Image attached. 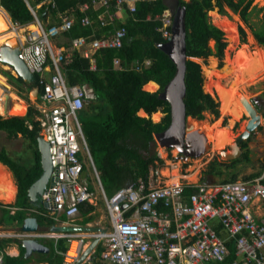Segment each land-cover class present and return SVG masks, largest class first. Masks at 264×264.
<instances>
[{
	"label": "built area",
	"instance_id": "1",
	"mask_svg": "<svg viewBox=\"0 0 264 264\" xmlns=\"http://www.w3.org/2000/svg\"><path fill=\"white\" fill-rule=\"evenodd\" d=\"M23 1L32 16L33 28L23 32L21 41L17 39L18 56L33 75L31 84L37 89L34 119L38 122V135L47 143L51 165L40 201L46 204L47 217L57 220L62 214L72 220L79 214V205L95 202L97 195L88 181L94 179L108 226L85 233L0 231V239L63 238L64 264L77 262L87 243L93 240L102 242L100 258L111 264H264V217L256 213L264 209L263 172L251 179L191 183L183 177L163 180L161 172L152 168L147 180L139 178L134 186L121 187L111 195L105 193L79 117L96 99L95 89L87 83L67 84L62 65L71 62L72 52L77 50L91 60V69L95 70V52L120 48L126 29L116 27L109 35L92 40L74 38L66 50L52 47L50 40L72 25L73 16L60 15L59 23L46 25L28 0ZM38 3L54 6V0ZM90 5L94 9L104 7L97 14L101 25L108 23L104 13L111 6L135 10L134 2L129 0H92V4H82L81 10L90 9ZM156 18L166 42L172 37L173 14L163 9ZM81 22L89 25L93 20L85 14ZM149 64V59L135 61L134 69ZM112 65L121 68L118 58H113ZM89 170L91 177L87 175ZM186 188H192L188 195H184ZM215 223L221 231L214 228ZM229 239L233 241L234 258L227 261ZM0 264H3L1 250Z\"/></svg>",
	"mask_w": 264,
	"mask_h": 264
},
{
	"label": "trees",
	"instance_id": "2",
	"mask_svg": "<svg viewBox=\"0 0 264 264\" xmlns=\"http://www.w3.org/2000/svg\"><path fill=\"white\" fill-rule=\"evenodd\" d=\"M4 8L10 10L12 20H17L20 24L30 23L32 16L23 0H1ZM41 0H28V4L34 7ZM134 2L135 10L130 11L124 7L126 16L124 19H118L115 14V8L109 7L106 15H110L112 22L101 25L97 19V14L104 10V7L83 11L81 5L84 3L92 4V0H54V6L41 5L36 8L37 14H41V20L51 23H59L61 14H71L73 16L72 25L60 31L59 36L50 41L55 46L67 48L74 38L85 37L88 40L100 38L103 35H109L116 27L124 26L125 36L120 48H103L95 52L96 70H91L90 60L84 58L78 51H73L72 60L62 65V71L67 84L88 83L96 90V101L89 104L87 108L80 112L83 131L92 154L94 163L98 170L100 180L107 195L113 194L117 189L135 185L139 178L147 180L150 168L162 165L156 154H150V147L154 143L153 136L166 129L169 123V106L167 102L158 98L162 87L175 74V65L160 50L159 44L164 43V39L159 31V14L167 6L162 0H129ZM178 6L185 8V30H186V55L189 58L186 61L185 87L186 94L184 104L186 115L192 118L201 119L204 111H209L218 116L215 100L203 92L202 73L200 65L192 59L205 60L209 56L218 59L223 57V52L227 40L224 37L222 29L211 23L208 19V11L218 8L219 12H224V6H227L233 12H237L240 18L247 22L251 0H177ZM175 10V8H174ZM261 15L259 24L256 28H251V35L259 46L264 47V7L259 8ZM89 14L93 22L84 25L81 18ZM28 23V24H29ZM10 25L9 16L0 9V45L9 40L8 43L14 46L18 43V35L14 27ZM33 28V24L28 25ZM240 39L243 40L245 32L242 27H238ZM19 36H21L19 34ZM252 37L247 42L253 44ZM213 41L211 47L209 43ZM120 60L119 69L113 68L112 60ZM150 60L148 66L140 70L134 69V62H143ZM212 59L214 64L215 59ZM213 68L209 66V69ZM12 69V68H11ZM215 69V68H214ZM13 70V69H12ZM217 70V69H215ZM221 72H227V66ZM3 75L8 79V83L17 88L18 95L23 96L30 90L22 79L12 75L9 71L3 70ZM205 75L210 79L207 70ZM159 85L155 92H148L143 89L152 90ZM9 85L0 79V115L4 114V104L8 98L12 106L6 114L8 117L0 116V135L8 141L21 139L26 151L30 153L31 165L24 166L22 157L13 158L5 148L0 149V164L5 166L15 181L17 188L16 198L13 204L3 205L0 203V225L5 224V217H8L11 223L17 221L21 224L22 219L27 215V209L43 210L39 200L34 203L27 197V190L32 182L41 174L39 165V154L36 148V138L39 134L38 122L34 119L37 111L33 105H29L25 115L18 116L17 110L22 106L21 99L13 97L11 91L4 92V88ZM25 97V96H24ZM161 110L163 116L160 121L152 122L156 119ZM142 110L147 117H142ZM232 118L238 115L239 111L232 108L228 112ZM31 126V129H29ZM248 162L247 152L242 156V160ZM236 164L233 163V165ZM211 169L209 173L221 174V170ZM263 172L264 182V161L262 169L258 173L250 174L244 179H251ZM232 175L228 179L221 180L234 181ZM192 192V188H186L184 195ZM10 207L16 208L13 213ZM94 206L89 203L79 205V212L83 214L86 221L92 218L90 215L94 211ZM36 219L38 227L45 230L52 229L55 226L54 220L36 212H30ZM63 217V215L61 216ZM214 228L219 232L220 227ZM48 251L38 254L34 261L36 263L63 264L61 256L57 253L65 249V240L58 239L55 246H52V240H38ZM20 241L12 238L0 239V250L3 251V264H27L33 257L24 258V249ZM17 243L20 252L17 256H10L5 253V249L11 244ZM228 260L234 258L233 241L227 240ZM102 248L99 246L95 257H100ZM226 261V262H227ZM225 264V263H208Z\"/></svg>",
	"mask_w": 264,
	"mask_h": 264
},
{
	"label": "rangeland",
	"instance_id": "3",
	"mask_svg": "<svg viewBox=\"0 0 264 264\" xmlns=\"http://www.w3.org/2000/svg\"><path fill=\"white\" fill-rule=\"evenodd\" d=\"M162 1L169 9H173V11L174 8H177V5L174 6V0ZM261 7H264V0L260 2H257V0H251L247 22H244L237 12H233L227 6H224V12H219L217 7L208 11L209 21L223 30L224 37L227 40L223 52V57L221 59H218L214 56H209L205 60L195 58L192 59L200 65L203 78L202 87L204 91H206L218 104L217 117L209 111H204L203 117L197 120L199 132L204 134L208 142L212 145V148L208 151V153L200 156L197 159L188 160L187 165H183V161L176 158L178 153L177 150L165 151L153 138L154 143L150 147V154H156L162 160V166H160L159 168L157 167V170L158 172H161L160 174L163 180H168L169 175H171V172L175 169L179 170L177 171L179 177H183L187 182L191 183L218 182L223 179H228L230 175H232L235 180H243L244 177L261 171L262 163L264 161V154H260L261 147L257 149L254 146L255 141H251L248 144L249 151H251L249 153L250 160L248 162L240 160L234 168L232 167V165H227L225 163V160H223L219 156V152L225 150L227 146L233 142L234 137L243 130V126L246 122L245 118H241V115H244L246 117L248 115L240 102V97H243L246 100L249 98H253L264 102V67L261 68V71H259L258 73H254L253 75L249 73L256 69L259 64H263L261 62L264 61V56H261L259 54V50L264 53V47L259 46L251 35V28H256L259 24V18L261 15V11L259 10V8ZM125 16L126 13L124 9L120 10L119 18L123 19ZM29 24H15L11 19L8 28L10 29L14 27L15 29L19 30L20 35L23 37V32L30 29V27L28 26ZM239 26L242 27L245 32L243 40L240 39V35L238 32ZM3 35L4 34H1L0 36ZM249 37H252L253 44H249L247 42ZM209 45L213 47V41H211ZM211 58L215 59L214 64H212ZM212 65L213 68L209 69V66ZM225 66H227V72L223 73L221 71L225 69ZM238 66H243L244 75H242V77H240V79L236 81L237 77L235 79L234 69ZM214 68L217 70H215ZM3 70L9 71L12 75L14 72L11 67L0 63V79H5L6 83L9 85L8 89L3 87L4 92L11 91L13 93V97L15 95L17 98L24 101L25 107L22 104L19 110H17V115L23 116L25 115L28 106L35 105L36 101H33L34 97L32 96V94H29V91L27 94L25 92H22L23 96H19L17 94V88L9 84L8 79L3 75ZM206 70L209 76L212 75L210 79L205 75ZM245 73H249L250 75H245ZM143 89L148 92H155L158 90V85L152 90L144 88V86ZM1 96L3 95L0 94V98ZM8 102L11 101L8 99ZM232 108H235L239 111L238 115L233 118L228 113ZM158 112L160 113V115L154 120L152 119V114L150 115L152 122L160 121L163 113L160 109L158 110ZM258 112L264 113V109L261 107L260 111ZM138 115L147 117V114H145L143 111L141 112V114L138 113ZM0 116L8 117L11 115L3 114ZM234 122L237 123L235 124L234 129L232 130V134L230 135L229 129ZM186 124H192V121L188 120ZM258 142L260 144H264V140H259ZM1 147L5 148L13 158L22 157L24 160V166L29 167L31 165L30 153L25 150L23 141L21 139L16 141H8L4 137V135H0V149ZM211 157H217V161L221 163L218 164L217 168L221 170L220 175L209 173V171L207 170L208 160H210ZM87 175L91 177V170L87 172ZM187 176L189 177L188 179L186 178ZM88 181L92 182L90 178L88 179ZM13 202L14 197L13 200L9 203L0 201V203L3 205L12 204ZM98 215H96V217H98ZM13 226L14 224L11 223L9 218L5 217L4 227L11 228Z\"/></svg>",
	"mask_w": 264,
	"mask_h": 264
},
{
	"label": "water",
	"instance_id": "4",
	"mask_svg": "<svg viewBox=\"0 0 264 264\" xmlns=\"http://www.w3.org/2000/svg\"><path fill=\"white\" fill-rule=\"evenodd\" d=\"M0 8L5 9L8 15L12 17L10 10L3 7L1 0ZM172 14V37L168 41L158 45L160 50L175 65L174 76L164 84L158 94V98L167 102L169 106V123L164 131L159 134H155L153 138L157 141L160 147L165 149L175 148L179 153L182 151H180L179 148L176 147L172 142H183L185 140L190 141V139H198L199 147L204 149L202 153L194 155V157L198 158L207 153L209 145L204 134L198 132V130H192L191 124H186L187 118L189 116L186 115L184 104V97L186 94L185 72L186 61L189 58L186 55L185 8L183 6L177 5V8L172 12ZM38 16H41V14H39ZM14 23L19 24L17 20H15ZM8 42L9 40L0 45V63L11 67L14 72L13 75L21 78L26 86H30L31 82L33 81V75L30 73L24 61L18 56L20 52L19 44L16 43L13 46ZM203 92L207 93L206 91H204V89ZM29 94H32V96L34 97V101L37 96V89L33 86H30ZM241 104L246 110L248 119L243 126V130L234 137V142L229 144V152H219V156L225 161H231L237 159L240 156V151L236 147V144H239L240 142L245 140L248 137V134L251 133L259 123L260 116L256 114L255 110L248 103V101L241 99ZM11 106L12 102H8V100H6L4 104V114L7 113L8 109H10ZM192 119L194 122H197L198 120L196 118ZM36 148L39 154L41 174L38 179L32 182L27 190V197L32 202L36 201L41 195V192L45 188L48 176L51 172L48 146L40 135H38V137L36 138ZM43 207H46L45 203H43ZM16 229L21 231H35L36 229L39 231L45 230L42 227H38L37 221L32 215L25 216L22 220L21 225ZM71 229L72 228L70 227L56 228V230L62 231H69ZM20 243L25 250V258L30 256V254L33 252L46 253L48 251V249L36 239H22L20 240ZM96 243H98V240H93L90 246L87 248L85 254H83L81 258L73 264H81L83 258H85L91 252Z\"/></svg>",
	"mask_w": 264,
	"mask_h": 264
},
{
	"label": "crops",
	"instance_id": "5",
	"mask_svg": "<svg viewBox=\"0 0 264 264\" xmlns=\"http://www.w3.org/2000/svg\"><path fill=\"white\" fill-rule=\"evenodd\" d=\"M39 6V3H37V4H35L34 5V8L36 9L37 7ZM116 10H115V14H116V17L118 18V19H120L119 18V11L120 10H122V9H124V7H121V8H115ZM104 11V10H103ZM108 11H106L104 14H105V19H106V21L109 23V22H112V20H111V17H110V15H106V13H107ZM61 15H70V16H72L71 14H61ZM60 16V15H59ZM12 19V17H10L9 16V20H11ZM47 17H46V20H44V21H47ZM124 19V18H123ZM121 20V19H120ZM102 37V36H101ZM20 39V38H19ZM92 40V39H91ZM21 41V40H20ZM2 81L4 82L5 81V79H2ZM6 82V81H5ZM157 84V83H156ZM159 87V86H158ZM14 97H15V95H14ZM22 101V100H21ZM22 103H23V106H24V101H22ZM25 107V106H24ZM34 107V106H33ZM165 151H166V149H164ZM161 160V159H160ZM1 165V164H0ZM1 166H3V165H1ZM160 166H162V165H160ZM159 165L158 166H156V167H154L153 169H155V168H159L160 167ZM4 168H5V170H6V172H8L9 174H10V177H11V180H13V184H14V186H15V194H14V201H15V198H16V192H17V188H16V185H15V181H14V179H13V177H12V174L9 172V170L5 167V166H3ZM152 168H150L149 169V172H150V170H151ZM92 173V172H91ZM99 174V173H98ZM149 174V173H148ZM148 177V176H147ZM99 178H100V176H99ZM142 179V178H141ZM92 180V182H90V185H91V187H92V189L96 192V195H97V198L95 199V202H87V203H89L90 205H93L94 206V211L93 212H91L90 213V215H92V218L91 219H89V220H87L86 221V219H85V217H84V215L83 214H80V212H79V214L78 215H75L73 218H72V220H68V219H66L64 216L63 217H61L62 216V214H60L59 216H58V219L57 220H54V223H55V226L52 228V229H49V230H53V231H62V230H56V228H63V227H70V228H72L71 230H69V231H73V232H78V233H85V232H90V231H95V230H97V229H99L100 227H106V226H108V219H107V216H106V212H105V210H104V206H103V202H102V200H101V196H100V192H99V189H98V186H97V182H96V180H94V179H91ZM166 180V179H165ZM101 181V180H100ZM101 184H102V182H101ZM102 187H103V185H102ZM103 190H104V188H103ZM105 191V190H104ZM37 200H39V202H40V204L42 205V207H43V203L40 201V198H38ZM32 202V201H31ZM35 202V201H34ZM33 202V203H34ZM14 203V202H13ZM12 203V204H13ZM14 210H16V208H13V207H10V212L11 213H13L14 212ZM36 212V213H38V214H41V215H43V216H46V210H45V207H43V210H39V209H27V215H32L30 212ZM257 214H261L263 217H264V209H261L260 211H258V212H256ZM0 214H1V212H0ZM99 214V215H98ZM26 215V216H27ZM80 215V216H79ZM96 215H98V217H96ZM33 216V215H32ZM49 218V217H48ZM23 220V219H22ZM68 220V221H67ZM21 223H22V221H21ZM12 224H14V226L13 227H11V228H5L4 227V224H2V225H0V231H4V232H9V233H17V232H20L21 230H17L16 228H18L21 224H17V221H13V223ZM106 224V225H105ZM38 225V224H37ZM215 225H218V224H216L215 223ZM219 226V225H218ZM220 227V226H219ZM220 231H221V228H220ZM35 232H42V231H39V230H35ZM9 238H12V239H17V238H15V237H9ZM30 239H36V240H52V246L54 247L55 246V242L58 240V239H63V238H58V239H48V238H30ZM17 240H19V239H17ZM22 240V239H21ZM65 240V239H64ZM20 241V240H19ZM38 242H40V241H38ZM20 243V242H19ZM41 243V242H40ZM92 243V241H89L88 243H87V245L85 246V249H84V253H82L81 254V256L83 255V254H85V252H86V250H87V248L90 246V244ZM20 245H21V243H20ZM65 245H66V242H65ZM101 247L102 249L104 248L103 247V245H102V242H98V243H96L95 244V246L93 247V249L91 250V252L85 257V258H83V260H82V262H81V264H111L110 262H107V261H102V259L100 258V257H95V253H96V251H97V249H98V247ZM22 247V246H21ZM23 248V247H22ZM24 249V248H23ZM65 249H66V247H65ZM64 249V250H65ZM63 250V251H64ZM63 251H59V252H57L60 256H61V258H62V255H61V253L63 252ZM103 251V250H102ZM2 252V256H3V251H1ZM19 252H20V248H19V246H18V244L17 243H11L6 249H5V253L6 254H8V255H10V256H17L18 254H19ZM24 252H25V250H24ZM36 252H33V253H31L30 254V256H28V257H33V260H31L29 263H27V264H47V263H36L35 261H34V258L36 257ZM39 254V253H38ZM40 254H42V253H40ZM81 256H80V258H81ZM27 257V258H28ZM25 258V257H24ZM79 258V259H80ZM63 262V261H62ZM64 264V263H63Z\"/></svg>",
	"mask_w": 264,
	"mask_h": 264
},
{
	"label": "flooded vegetation",
	"instance_id": "6",
	"mask_svg": "<svg viewBox=\"0 0 264 264\" xmlns=\"http://www.w3.org/2000/svg\"><path fill=\"white\" fill-rule=\"evenodd\" d=\"M176 1L177 0H174V6L176 5ZM171 10L173 12V9H171ZM247 101L253 107V109L255 110L256 114H258L260 116L259 123L256 125L255 129L251 133L248 134V137L245 140H243L239 144H236V147L240 151V156L237 159H234V160H231V161H225V163L227 165H232L235 162H236V164H238V161L242 160V156H243V154L245 152H247V158H248V161H249L250 160L249 153L251 151H249L248 144L251 141H255L254 146L257 149L259 147H261V153L260 154H264V144H260L258 142L259 140H262V141L264 140V113H262V112L259 113L258 112V111H260L261 107L264 109V102L260 101V100H257V99H253V98H249V99H247ZM242 117L245 118L246 120L248 119V117H246L244 115H241V118ZM236 123L237 122H234L233 125L230 127V129H229L230 135L232 134V130L234 129V126H235ZM172 143L176 147H178L180 151H182L180 153L179 152L177 153L176 158L182 160L183 161L182 162L183 165H187L188 160L197 159V157H194V155L200 154V153H202V151H204V149L199 147L198 139H190V141L189 140L188 141L185 140L183 142L179 141V142H172ZM208 145H209V148L207 149V153L212 148V145L209 142H208ZM228 146H227V148L225 150H222V151L223 152H229V147ZM173 150H176V149L175 148L166 149V151H173ZM218 164H221V163L217 161V157H211L210 160H208L207 170L209 171L211 169L210 166H213V169H217L218 168ZM236 164H234L233 166L235 167ZM208 175H211V174H208Z\"/></svg>",
	"mask_w": 264,
	"mask_h": 264
},
{
	"label": "bare ground",
	"instance_id": "7",
	"mask_svg": "<svg viewBox=\"0 0 264 264\" xmlns=\"http://www.w3.org/2000/svg\"><path fill=\"white\" fill-rule=\"evenodd\" d=\"M260 1H262V0H257V2H260ZM1 10L3 12L7 13L5 9H1ZM16 32H17V35L19 36V34H20L19 30L16 29ZM19 38H20V40H22V36H19ZM259 51H260L259 54L261 56H264V53L261 50H259ZM261 63H263V64H259V66H257L256 69H254L253 71H251L249 73L253 75L254 73H258L259 71H261V68L264 67V61H262ZM234 70H235L234 76H235V79L237 77V79H236V81H237L240 79V77H242V75H244L243 66H238ZM249 73H245V75L249 76L250 75ZM236 83H238V82H236ZM241 84H242V82H241ZM217 88H218V86H217ZM224 94H225V91H224ZM241 99L243 100L244 98L240 97V102H241ZM6 100H8V98ZM244 100H246V99H244ZM188 120L192 121V124H191L192 130H194V129L198 130V122H194L193 119L189 118V117L187 118V122H188ZM198 132H199V130H198ZM207 143H208V141H207ZM177 171H179V170L175 169L171 172V175H169V179H168L169 181H174L176 178L179 177V174L177 173ZM186 178L188 179L189 177L187 176ZM14 194H15V186L13 184V180H11L10 174L8 172H6L5 168L0 165V201H2L4 203H9L13 200Z\"/></svg>",
	"mask_w": 264,
	"mask_h": 264
},
{
	"label": "clouds",
	"instance_id": "8",
	"mask_svg": "<svg viewBox=\"0 0 264 264\" xmlns=\"http://www.w3.org/2000/svg\"><path fill=\"white\" fill-rule=\"evenodd\" d=\"M166 9H169L168 7L166 8ZM169 11H171L172 12V10L171 9H169ZM39 15V14H38ZM38 17H41V16H38ZM41 19V18H40ZM46 20V19H45ZM42 21H44V20H42ZM45 22V21H44ZM47 22V21H46ZM29 23V22H28ZM30 23H31V21H30ZM59 36V35H58ZM57 37V36H56ZM50 44H51V46L52 47H54L55 45L50 41ZM70 45H71V43H70ZM55 47H62L64 50H66L68 47H70V46H68L67 48H65V47H63V46H55ZM74 51H77V50H74ZM73 53V52H72ZM87 59H89V58H87ZM94 59H95V55H94ZM90 60V59H89ZM90 63H91V60H90ZM96 63V62H95ZM92 65V64H91ZM90 69H91V66H90ZM91 70H93V69H91ZM96 70V69H95ZM32 83V82H31ZM78 84H84V83H78ZM88 84V83H87ZM90 85V84H89ZM30 86H33V87H35L34 85H30ZM93 87V86H92ZM94 88V87H93ZM95 89V88H94ZM159 89V88H158ZM30 91V90H29ZM95 92H96V90H95ZM96 98H97V95H96ZM34 101H36V99L34 100ZM96 101V99L95 100H93L92 102H95ZM37 102V101H36ZM91 102V103H92ZM90 103V104H91ZM89 105H87L86 106V108L88 107ZM85 109V108H84ZM83 109V110H84Z\"/></svg>",
	"mask_w": 264,
	"mask_h": 264
}]
</instances>
